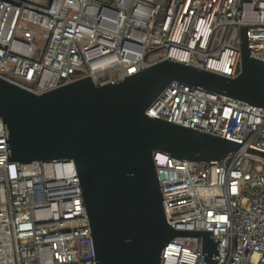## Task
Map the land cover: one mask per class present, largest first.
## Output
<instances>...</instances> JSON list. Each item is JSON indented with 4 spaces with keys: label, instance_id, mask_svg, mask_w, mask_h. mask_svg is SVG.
Here are the masks:
<instances>
[{
    "label": "built area",
    "instance_id": "2783aa9c",
    "mask_svg": "<svg viewBox=\"0 0 264 264\" xmlns=\"http://www.w3.org/2000/svg\"><path fill=\"white\" fill-rule=\"evenodd\" d=\"M264 62V0H0V78L34 94L88 77L105 85L164 60L234 78L239 27ZM145 115L264 151V108L170 83ZM165 220L211 231L216 264H264V158L153 154ZM72 160L7 161L0 118V264H95ZM159 264H204L177 236Z\"/></svg>",
    "mask_w": 264,
    "mask_h": 264
},
{
    "label": "water",
    "instance_id": "95a60500",
    "mask_svg": "<svg viewBox=\"0 0 264 264\" xmlns=\"http://www.w3.org/2000/svg\"><path fill=\"white\" fill-rule=\"evenodd\" d=\"M240 71L228 78L164 60L101 86L83 79L34 94L0 78L7 161L72 160L95 264H159L177 236L201 237V261L216 264L211 231L174 230L165 220L153 154L188 162L264 151L145 115L172 82L264 108V62L250 56L239 27Z\"/></svg>",
    "mask_w": 264,
    "mask_h": 264
}]
</instances>
